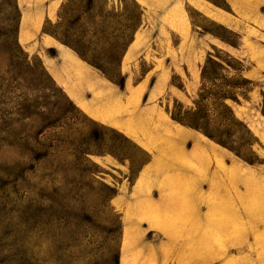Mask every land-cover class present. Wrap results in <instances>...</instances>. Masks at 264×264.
Wrapping results in <instances>:
<instances>
[{
	"label": "rangeland",
	"instance_id": "374dc122",
	"mask_svg": "<svg viewBox=\"0 0 264 264\" xmlns=\"http://www.w3.org/2000/svg\"><path fill=\"white\" fill-rule=\"evenodd\" d=\"M133 39L192 55L163 64L185 96L133 93L152 66L123 59ZM208 57L246 89L225 103L250 163L189 128L152 133L158 107L194 109ZM83 67L116 98H76ZM0 264H264V0H0Z\"/></svg>",
	"mask_w": 264,
	"mask_h": 264
},
{
	"label": "trees",
	"instance_id": "16d2710c",
	"mask_svg": "<svg viewBox=\"0 0 264 264\" xmlns=\"http://www.w3.org/2000/svg\"><path fill=\"white\" fill-rule=\"evenodd\" d=\"M217 7L226 8V0H207ZM140 16V13H139ZM79 57L88 61L101 73L111 80V76L97 62L86 58L84 52L75 49ZM227 58H230L226 55ZM230 64V63H229ZM228 64V65H229ZM239 65V63H238ZM230 66V65H229ZM232 66V65H231ZM236 74L241 73L240 67H231ZM226 69L222 63L208 57L201 70V88L194 101V109L182 110L181 106L170 111V118L179 125L199 132L207 139L227 148L250 163L249 156L252 155V137L246 127L240 123L232 113L230 107L225 103L227 99L237 101V95H244V85L238 81L227 80L221 75ZM249 82L246 81V84ZM122 87V83L118 84ZM240 90V91H238ZM25 105L23 110H27ZM64 113H67L64 111ZM24 141L26 146L27 141ZM86 154V153H85ZM45 154H42L44 158Z\"/></svg>",
	"mask_w": 264,
	"mask_h": 264
},
{
	"label": "crops",
	"instance_id": "0c3cea01",
	"mask_svg": "<svg viewBox=\"0 0 264 264\" xmlns=\"http://www.w3.org/2000/svg\"><path fill=\"white\" fill-rule=\"evenodd\" d=\"M173 8H175L176 12L181 16L183 9L177 5L176 3H173L172 6H170L171 12L168 13L170 18H173ZM174 26L176 27L173 30L177 34L184 32L188 34L189 28L186 27V24L183 23L180 25L177 21H173ZM140 39H133L132 42L127 47L125 54L123 56V59L128 58H139L142 57L145 59V54L150 58L149 63H151V68L149 72L146 73V75L135 85L131 88L134 94L142 95L144 91H146L147 96H152V99L156 98L158 99L160 95L164 91H170L172 92L176 97L185 96V92L181 91L178 88H175L172 86L169 82L170 79V73L165 68V63L168 60H170V64L177 63L179 64L182 60H186L188 57L192 59V55L188 56L187 53L183 54V57L181 56L182 49H180V46L177 45L176 48H173V53H167L166 49H160L157 48L156 50H147L145 47H140L139 45ZM65 52V51H64ZM71 54V53H70ZM174 54V55H172ZM169 56V58H168ZM182 57V58H181ZM175 60V61H174ZM67 61V60H66ZM69 62V61H68ZM164 64V65H163ZM85 74H87V81H79L77 78L76 80L72 81L73 83L66 82L67 89H71L72 93L76 98H78L80 101H82L88 108L91 109H99L102 107V102L99 101V99L96 98V92L101 91L104 93V95H110L112 99L116 98L118 95L117 89L114 85L108 83L107 81H104L102 78H100L98 75H92L88 69H84ZM155 75L154 83L152 87L148 86L149 79L151 76ZM89 93L88 98H84L83 94ZM75 97L73 99H75ZM149 108H152V106H149ZM156 120L159 122L157 126H155L154 131L152 133L157 134V130L161 131L162 133H169L171 134L168 136V139H174L176 137L178 140L181 139L179 135H181L179 132L185 134V139L189 136V130L183 126H179L177 123L172 121L168 114L161 110V108L158 107V110H155ZM93 119V118H92ZM95 120V119H94ZM122 121L121 119H119ZM193 133V132H192ZM182 136V135H181ZM170 137V138H169ZM175 138V139H176Z\"/></svg>",
	"mask_w": 264,
	"mask_h": 264
}]
</instances>
